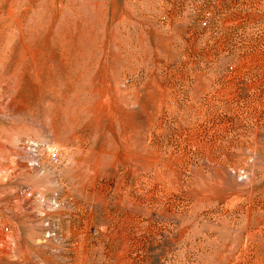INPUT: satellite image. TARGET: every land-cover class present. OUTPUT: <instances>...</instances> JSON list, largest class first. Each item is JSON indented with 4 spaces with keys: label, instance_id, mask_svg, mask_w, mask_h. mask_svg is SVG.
I'll return each mask as SVG.
<instances>
[{
    "label": "rangeland",
    "instance_id": "374dc122",
    "mask_svg": "<svg viewBox=\"0 0 264 264\" xmlns=\"http://www.w3.org/2000/svg\"><path fill=\"white\" fill-rule=\"evenodd\" d=\"M0 173V264H264V0H0Z\"/></svg>",
    "mask_w": 264,
    "mask_h": 264
},
{
    "label": "bare ground",
    "instance_id": "6f19581e",
    "mask_svg": "<svg viewBox=\"0 0 264 264\" xmlns=\"http://www.w3.org/2000/svg\"><path fill=\"white\" fill-rule=\"evenodd\" d=\"M1 174V173H0ZM2 232H0V237L2 236ZM81 236V234H80ZM82 247L86 248L84 245H82L81 243L79 244ZM80 248V246H78ZM81 247V248H82ZM97 247V246H96ZM95 247V249H90V248H86L85 251L83 252L82 257H80V259H76L74 260L73 264H104V249L101 246H98L97 248ZM7 247H4L3 249V253H5L7 255ZM93 254H97L98 258L95 257V260H91L92 258L90 257ZM76 261V262H75Z\"/></svg>",
    "mask_w": 264,
    "mask_h": 264
},
{
    "label": "built area",
    "instance_id": "2783aa9c",
    "mask_svg": "<svg viewBox=\"0 0 264 264\" xmlns=\"http://www.w3.org/2000/svg\"><path fill=\"white\" fill-rule=\"evenodd\" d=\"M202 24H204V25H205V24H206V22L204 21Z\"/></svg>",
    "mask_w": 264,
    "mask_h": 264
}]
</instances>
